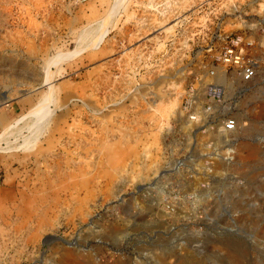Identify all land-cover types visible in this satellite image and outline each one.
<instances>
[{"label":"rangeland","instance_id":"1","mask_svg":"<svg viewBox=\"0 0 264 264\" xmlns=\"http://www.w3.org/2000/svg\"><path fill=\"white\" fill-rule=\"evenodd\" d=\"M218 21L264 42V0H0V264H264V73L182 110Z\"/></svg>","mask_w":264,"mask_h":264},{"label":"built area","instance_id":"2","mask_svg":"<svg viewBox=\"0 0 264 264\" xmlns=\"http://www.w3.org/2000/svg\"><path fill=\"white\" fill-rule=\"evenodd\" d=\"M69 1L77 4L89 0ZM207 36L206 43L193 51L190 58V69L195 71L186 86L182 110L189 120L208 131L220 127L233 131L238 123L224 107L231 89L226 80L233 77L247 83L260 77L264 73V42L244 33L225 34L221 21ZM201 62H205L204 71Z\"/></svg>","mask_w":264,"mask_h":264},{"label":"bare ground","instance_id":"3","mask_svg":"<svg viewBox=\"0 0 264 264\" xmlns=\"http://www.w3.org/2000/svg\"><path fill=\"white\" fill-rule=\"evenodd\" d=\"M43 112V111H42Z\"/></svg>","mask_w":264,"mask_h":264}]
</instances>
